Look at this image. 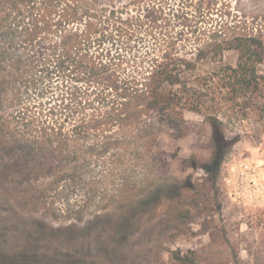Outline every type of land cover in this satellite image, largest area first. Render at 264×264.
<instances>
[{"label": "trees", "instance_id": "1", "mask_svg": "<svg viewBox=\"0 0 264 264\" xmlns=\"http://www.w3.org/2000/svg\"><path fill=\"white\" fill-rule=\"evenodd\" d=\"M230 7L228 0H0V147L11 153L0 174L106 179L126 160L151 163L141 156L160 134H185L186 110L203 112L210 126L202 166L214 173L232 143L219 115L225 101L264 108V43L230 24ZM95 164L104 168L97 176L88 173ZM156 194L150 187L127 208L145 207Z\"/></svg>", "mask_w": 264, "mask_h": 264}, {"label": "rangeland", "instance_id": "2", "mask_svg": "<svg viewBox=\"0 0 264 264\" xmlns=\"http://www.w3.org/2000/svg\"><path fill=\"white\" fill-rule=\"evenodd\" d=\"M228 1L230 24L264 43V0ZM257 107L225 101L219 115L232 143L210 175L202 165L211 129L203 112L190 110L185 134L162 133L142 154L151 163L126 160L106 179L0 174V264H264V108ZM8 152L0 147V173L11 164ZM103 170L95 164L88 173ZM150 187L154 200L127 208Z\"/></svg>", "mask_w": 264, "mask_h": 264}]
</instances>
